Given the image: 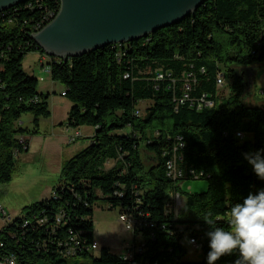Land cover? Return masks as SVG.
Returning <instances> with one entry per match:
<instances>
[{"label": "trees", "instance_id": "1", "mask_svg": "<svg viewBox=\"0 0 264 264\" xmlns=\"http://www.w3.org/2000/svg\"><path fill=\"white\" fill-rule=\"evenodd\" d=\"M60 6V0H27L0 11V185L13 179L15 149L28 150L18 143L28 134L22 116H34L36 132L40 119L52 115L48 95L38 91L23 60L29 52L44 53L32 34ZM263 63L264 0H205L190 16L139 40L67 62L52 56L51 77L73 103L68 125L96 127V133L64 163L53 196L25 207L22 218L0 231V264L12 257L16 264H70L78 257L90 262L73 264H207L209 228L202 219L211 214L227 230L231 206L264 189L243 155L264 148V106L245 101L252 79L246 68ZM219 75L222 87L229 84L225 97ZM142 101L152 103L137 115ZM175 156L184 172L177 179L167 170ZM187 179H207L208 189L184 192L180 184ZM176 192L185 198L178 212L169 206ZM99 201L136 220L133 245L141 251L126 256L102 247L98 257L91 253ZM187 239L197 241L201 260H186Z\"/></svg>", "mask_w": 264, "mask_h": 264}, {"label": "rangeland", "instance_id": "2", "mask_svg": "<svg viewBox=\"0 0 264 264\" xmlns=\"http://www.w3.org/2000/svg\"><path fill=\"white\" fill-rule=\"evenodd\" d=\"M45 57L44 61H41ZM52 56L38 51L29 52L23 60L24 70L39 81L38 91L48 95V103L53 115L41 118L35 132L34 116L24 114L20 125L28 129L29 149L20 152L16 157V169L11 182L0 185V205L5 213L0 211V231L16 218H22L25 207L50 199L61 184L63 165L90 143V138L79 137L70 142L75 130L68 125L69 112L73 103L62 92L66 90L63 83L53 81L51 73L45 67ZM55 59H60L55 57ZM44 63L45 65H41ZM247 75L252 77L245 101L249 105H262L264 99V63L254 68H246ZM229 93V84L220 89L222 97ZM151 101H142L140 110L144 114ZM92 127V126H87ZM145 157V152H144ZM114 165L110 162L108 167ZM207 179H187L181 182L180 188L188 193H201L208 189ZM175 208L178 212L184 204ZM94 237L95 244L91 253L98 257L101 247H107L113 253L126 255L128 245H133L134 232L120 220V207H110L106 202L99 201L94 207ZM141 240V236L137 238ZM188 254L186 260L202 259V252L186 240ZM70 264L89 263V259L81 257L68 259ZM39 264H44L41 260Z\"/></svg>", "mask_w": 264, "mask_h": 264}, {"label": "water", "instance_id": "3", "mask_svg": "<svg viewBox=\"0 0 264 264\" xmlns=\"http://www.w3.org/2000/svg\"><path fill=\"white\" fill-rule=\"evenodd\" d=\"M27 0H0V11ZM205 0H60L57 14L32 39L64 62L107 45L147 37L193 14Z\"/></svg>", "mask_w": 264, "mask_h": 264}, {"label": "clouds", "instance_id": "4", "mask_svg": "<svg viewBox=\"0 0 264 264\" xmlns=\"http://www.w3.org/2000/svg\"><path fill=\"white\" fill-rule=\"evenodd\" d=\"M243 155L257 177L264 180V148ZM228 217L227 230L217 226L211 214L202 219L209 228L207 264L234 254L232 264H264V189L249 192L242 202L232 205Z\"/></svg>", "mask_w": 264, "mask_h": 264}, {"label": "built area", "instance_id": "5", "mask_svg": "<svg viewBox=\"0 0 264 264\" xmlns=\"http://www.w3.org/2000/svg\"><path fill=\"white\" fill-rule=\"evenodd\" d=\"M50 13H51V12H50ZM46 17H49V13L46 14V15L42 18V20L39 21V22L35 25V28H36L37 26H39L40 23L43 22V19H46ZM42 65L44 66L45 64L42 63ZM45 68H46L47 70L50 71V67H49L48 64H47V67H45ZM189 76L191 77L192 74H190ZM125 77H126V78L129 77V74H127ZM157 78H158V79H163V78H164V75L161 74V73H159L158 76H157ZM217 82H218V86H219V87H222V86H223L224 81H223V76H222V75H219V76H218V80H217ZM190 88H191V85H190V84L188 83V81H187L186 84H185V89L189 91ZM62 95L65 96L66 93H65V92H62ZM184 95H185V98H188V97H189L188 92H185ZM206 104L212 106V105H214V102L208 101V102H206ZM136 114H137V115H142V112H141L140 110H138V111H136ZM237 136L240 137V138H243V137H244V134L241 133V132H239V133L237 134ZM79 137H80L79 134H75L74 136L70 137V140H69V141H70V142H75V141L77 140V138H79ZM18 143H19L20 146H22L24 149H27V148L29 147V142H28V138H27L26 135H21V136L19 137V139H18ZM179 148H180V145H176V144H175L174 152L176 153V152L179 150ZM20 152H21V151L19 150V148L15 149V153H16L17 155H18ZM167 170H168L169 175L172 176L174 179H177V178L182 177V176L184 175L183 169L178 168V162H177V157H176V156L173 157L172 159H170V160L167 162ZM202 174H203V173H201V175H202ZM171 202H172V203L169 204L170 207H171V206H172V207H175V208L180 207L181 204H182V196H181V194H180L179 192L174 193V195L172 196V200H171ZM0 211L3 212V213H5V211H4V209L1 207V205H0ZM120 220H121L122 222H125V223H126V226H127L128 229H130V230H134L135 225H136V220H135L132 216H130V215L126 214V213H121V214H120ZM191 240H193V239H191ZM194 240H195V239H194ZM79 244H80V243L77 241V242H76V245H79ZM193 244H194V246H195L197 249L199 248V245L197 244V241H196V240H195V243H193ZM126 247L128 248V249H127L126 256H131L135 250H137V251H141V250H142V249H141V245H128V246H126ZM75 252H76V249H75L74 247H73V248H69V253L74 254ZM7 264H16L15 258H14V257L10 258V259L8 260Z\"/></svg>", "mask_w": 264, "mask_h": 264}, {"label": "crops", "instance_id": "6", "mask_svg": "<svg viewBox=\"0 0 264 264\" xmlns=\"http://www.w3.org/2000/svg\"><path fill=\"white\" fill-rule=\"evenodd\" d=\"M45 60V57H42L41 61H44ZM42 65V63H41ZM64 92V91H63ZM262 102L261 104H263L264 106V99L262 98ZM259 106H262V105H259ZM53 115V113H52ZM51 115V116H52ZM70 128H73L75 131V134H79L80 137H85V138H90V143H91V140H92V137L95 135L96 133V127H87V126H82V127H78V128H75V127H70ZM28 138V137H27ZM89 143V144H90ZM88 146V145H87ZM86 146V147H87ZM30 147V145H29ZM28 147V149H29ZM85 147V148H86ZM96 241V240H95ZM107 247H109L108 245H106ZM102 248V247H101Z\"/></svg>", "mask_w": 264, "mask_h": 264}, {"label": "bare ground", "instance_id": "7", "mask_svg": "<svg viewBox=\"0 0 264 264\" xmlns=\"http://www.w3.org/2000/svg\"><path fill=\"white\" fill-rule=\"evenodd\" d=\"M55 15H56V14L52 15L51 18H53ZM39 31H40V30H39ZM39 31H38V32H39Z\"/></svg>", "mask_w": 264, "mask_h": 264}]
</instances>
